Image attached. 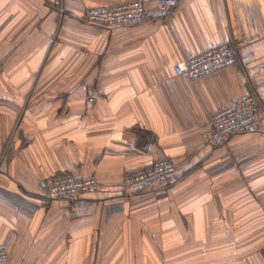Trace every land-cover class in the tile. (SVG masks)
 <instances>
[{
    "label": "crops",
    "instance_id": "obj_1",
    "mask_svg": "<svg viewBox=\"0 0 264 264\" xmlns=\"http://www.w3.org/2000/svg\"><path fill=\"white\" fill-rule=\"evenodd\" d=\"M131 1L0 0V243L12 264H264V0H179L131 27L84 21ZM220 43L233 49L220 70L174 74ZM243 93L260 104L256 131L206 145L208 115ZM160 158L170 180L124 187ZM58 175L98 187L49 199L39 183Z\"/></svg>",
    "mask_w": 264,
    "mask_h": 264
},
{
    "label": "built area",
    "instance_id": "obj_2",
    "mask_svg": "<svg viewBox=\"0 0 264 264\" xmlns=\"http://www.w3.org/2000/svg\"><path fill=\"white\" fill-rule=\"evenodd\" d=\"M179 0H155L147 7L143 0H134L114 6L91 7L84 12L86 24L106 27H131L146 23L152 15L168 19ZM233 49L227 43L215 44L197 55H188L173 65L174 74L188 83H193L227 65ZM260 104L251 93H243L228 105L210 113L203 124L204 143L221 147L227 140L244 133H253L257 128ZM175 165L160 158L151 165L131 172L123 180L128 190L152 187L167 182L175 174ZM98 187L95 177L58 175L40 181L39 188L49 199L73 200L78 195L94 191ZM0 264H12L8 247L0 243Z\"/></svg>",
    "mask_w": 264,
    "mask_h": 264
},
{
    "label": "rangeland",
    "instance_id": "obj_3",
    "mask_svg": "<svg viewBox=\"0 0 264 264\" xmlns=\"http://www.w3.org/2000/svg\"><path fill=\"white\" fill-rule=\"evenodd\" d=\"M34 82H35V81H34ZM29 99H30V96L27 95V96L25 97L24 104H25V103H28ZM20 116H21V115H20ZM18 118H19V115H18Z\"/></svg>",
    "mask_w": 264,
    "mask_h": 264
}]
</instances>
